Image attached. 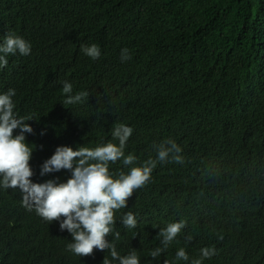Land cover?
Returning a JSON list of instances; mask_svg holds the SVG:
<instances>
[{
	"label": "trees",
	"instance_id": "16d2710c",
	"mask_svg": "<svg viewBox=\"0 0 264 264\" xmlns=\"http://www.w3.org/2000/svg\"><path fill=\"white\" fill-rule=\"evenodd\" d=\"M8 34L31 45L28 55L7 56L0 94L14 89L16 115L34 118L25 133L35 147L32 182H66L69 170L41 176L42 163L62 145H118L111 129L121 123L133 129L124 152L136 160L110 162L113 178L174 140L183 163L158 162L130 204L136 227H124L122 208L107 239L139 264H192L203 248L215 255L202 264H264V0H0V44ZM91 44L101 51L95 60L81 51ZM125 48L131 59L122 61ZM65 81L88 99L63 105ZM21 199L0 185V264L111 260L107 250L75 255L59 221ZM181 220L151 257L163 247L160 229ZM180 248L187 261L177 259Z\"/></svg>",
	"mask_w": 264,
	"mask_h": 264
},
{
	"label": "clouds",
	"instance_id": "9594fccd",
	"mask_svg": "<svg viewBox=\"0 0 264 264\" xmlns=\"http://www.w3.org/2000/svg\"><path fill=\"white\" fill-rule=\"evenodd\" d=\"M31 45L20 36L8 34L0 44V68L6 67L9 54L17 51L21 55L30 54ZM81 51L92 59L101 55L97 44L81 45ZM131 59L127 48L121 50V60ZM62 93L66 95L63 105L83 103L89 93L81 91L73 95L71 83L63 82ZM14 89L0 94V185L5 189H19L22 193L21 203L27 210L36 213L49 223L59 221L60 229L67 230L72 236V243L68 249L79 257L93 255L94 249L110 253L103 259V264H139L135 251L121 256L115 243L107 239L113 234L116 211L123 208L122 223L128 229L135 228L137 220L131 208V202L138 196V189L146 185L151 177L152 170L158 162H167L169 159L176 163H183L180 155V146L171 139L155 146L156 159L149 158L142 166L132 167L128 174L121 173L113 178L109 173V163L123 160L124 165L134 164L136 157L132 154L125 156L124 149L133 129L124 124H118L111 129L114 139L112 142L88 148L58 146L55 152L41 165L40 175L69 170L71 176L66 182H57L49 179L43 183H34L30 179L33 169L30 160L34 151L26 142L25 133H32L33 128L26 123L32 117H18L14 112ZM19 134L14 135V130ZM126 207V208H125ZM129 208V209H128ZM186 226V221L169 223L166 228L160 229L158 235L162 238V248L151 251L153 258L158 257ZM118 240L120 233L115 232ZM191 240V236L188 237ZM220 239H223L221 236ZM201 258L192 261V264H202V260L215 255L214 248H203ZM177 259L187 261L186 251L180 248ZM164 264H168L165 260Z\"/></svg>",
	"mask_w": 264,
	"mask_h": 264
}]
</instances>
